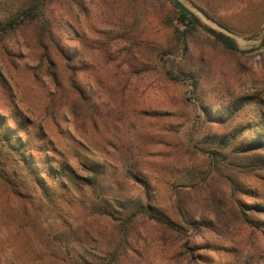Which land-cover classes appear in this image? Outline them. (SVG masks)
<instances>
[{"label":"rangeland","instance_id":"obj_1","mask_svg":"<svg viewBox=\"0 0 264 264\" xmlns=\"http://www.w3.org/2000/svg\"><path fill=\"white\" fill-rule=\"evenodd\" d=\"M180 1L242 51L264 36V0L225 5L236 33L205 18L202 0ZM20 2L0 0V17ZM44 20L0 36V117L35 172L65 168L71 183L47 177L41 191L0 142V264H264V216L247 211L264 204V170L256 155L212 154L224 137L260 134L264 48L233 53L204 32L178 41L165 0H53ZM237 100L246 110L225 124ZM96 169V189L79 184ZM146 197L176 226L138 217L122 231L90 210Z\"/></svg>","mask_w":264,"mask_h":264},{"label":"trees","instance_id":"obj_2","mask_svg":"<svg viewBox=\"0 0 264 264\" xmlns=\"http://www.w3.org/2000/svg\"><path fill=\"white\" fill-rule=\"evenodd\" d=\"M53 0H21V2L17 5V7L9 12V14L1 15L0 17V36H8L18 30L20 27L24 25H32L38 22L45 24L44 14L46 11V7L49 2ZM169 2L172 9L176 14V21L180 25L181 28H175L173 35L179 41L180 38L188 33L192 35V33L199 32L203 33L199 28L195 27L192 23V20L187 17L185 14L180 12L169 0H165ZM204 3V9L198 8V10L203 14L205 18L209 21L215 23L222 29H225L231 33H236L237 28H234L230 25L228 21L227 11L224 9L225 5L228 3L231 7L242 6L244 2L242 0H202ZM231 40V39H230ZM232 41V40H231ZM50 46L58 51L61 55H65L63 47L52 38H50ZM186 72H175L174 70H169L166 72V77L172 81H183L186 77H189ZM191 86H197L195 81H192ZM248 103H244V100H237L231 106V109H226L224 115L225 124H228L231 120L234 119L236 114H242L243 111L246 110ZM203 115L206 118L210 117V113L206 110H203ZM260 134L256 139H251L249 142H242L241 144H236L233 140V137H224L219 140L217 146L222 150H213L212 154L216 159L218 155H226L225 152L228 151L231 155L238 156H249L256 155L252 159V163L257 164L259 169L264 170V122L261 123L260 126ZM19 131H23L22 127L18 128ZM244 131H248V128L245 130H239V136H242ZM0 142L3 146L10 148L13 150L14 154L19 157V159L23 162V164L27 166V170L34 178L35 185L41 190L47 193L49 190L46 187L48 185L47 177L51 178L55 183L62 185L64 180L69 182V173L65 168H53L49 171H46L44 168L40 172H35L36 163L34 159L27 157L21 149L19 148L21 143H18L16 139H13L11 135L8 133V126L5 125V120L0 117ZM30 160V161H29ZM34 165H33V163ZM29 165L31 167L29 168ZM89 177H78L79 184L84 188L96 189L99 186V180L101 177V172L99 170H95L89 174ZM71 183V182H69ZM68 185V184H67ZM63 186V185H62ZM151 200L148 197L145 198L143 204L131 205L129 203L123 204L122 202L111 199H103L100 198L98 202H92L90 206V210L94 214L103 215L109 217L111 220L118 222L119 230H126L130 227L133 222L138 218L148 217L153 219L159 224L164 225L167 228H173L176 225L174 221L168 217L166 214H159L155 207L151 205ZM264 203V201H263ZM260 205V206H259ZM133 207V208H131ZM248 212H258L263 214L264 216V204H255L247 206ZM247 212H241L243 217V222L245 224H251L249 222ZM187 224L195 227V220L184 219ZM196 228V227H195ZM72 237V241L81 248V243L79 240H76L74 236ZM120 252H117L114 255L115 262H118ZM105 264V263H104ZM111 264V263H108Z\"/></svg>","mask_w":264,"mask_h":264},{"label":"water","instance_id":"obj_3","mask_svg":"<svg viewBox=\"0 0 264 264\" xmlns=\"http://www.w3.org/2000/svg\"><path fill=\"white\" fill-rule=\"evenodd\" d=\"M180 12L185 14L187 17H189L192 20V23L195 27L199 28L201 31H203L205 34H207L209 37L217 41L219 44H221L224 48L229 50L233 53H240V54H248V53H254L262 48H264V36L259 44L258 47H255L253 49H250L249 51H242L240 50L233 41L230 40L228 36L225 34L216 31L213 28H210L202 23V21L195 15V13L190 10L188 7H186L180 0H169Z\"/></svg>","mask_w":264,"mask_h":264},{"label":"bare ground","instance_id":"obj_4","mask_svg":"<svg viewBox=\"0 0 264 264\" xmlns=\"http://www.w3.org/2000/svg\"><path fill=\"white\" fill-rule=\"evenodd\" d=\"M197 16V15H196ZM198 17V16H197ZM200 19V18H199ZM201 20V19H200Z\"/></svg>","mask_w":264,"mask_h":264}]
</instances>
